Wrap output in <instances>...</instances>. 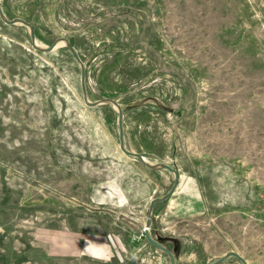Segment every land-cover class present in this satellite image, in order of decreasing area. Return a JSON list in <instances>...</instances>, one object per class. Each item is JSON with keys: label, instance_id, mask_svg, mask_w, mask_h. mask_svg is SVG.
<instances>
[{"label": "rangeland", "instance_id": "obj_1", "mask_svg": "<svg viewBox=\"0 0 264 264\" xmlns=\"http://www.w3.org/2000/svg\"><path fill=\"white\" fill-rule=\"evenodd\" d=\"M0 6L67 39L125 149L177 171L149 229L176 264H264V0ZM117 119L65 45L0 18V264H169L143 228L173 174L124 154Z\"/></svg>", "mask_w": 264, "mask_h": 264}, {"label": "water", "instance_id": "obj_2", "mask_svg": "<svg viewBox=\"0 0 264 264\" xmlns=\"http://www.w3.org/2000/svg\"><path fill=\"white\" fill-rule=\"evenodd\" d=\"M0 18L7 25L22 24V25L26 26L29 30V36H30L31 44L35 50H38L41 52H51L53 49L56 48L57 41L63 42L64 45L68 48V50L71 52L73 58L75 59V61L77 62V64L80 67V83H81V89H82V94H83V100H84L85 104L88 106H96L99 104L108 103V104L115 106L116 112L118 114L117 125H118V132H119L118 137H119V148H120V150L128 156L137 158L142 164H144L146 167H148L152 170L165 169V170L169 171L171 174H173V185H172L171 189L169 190V192L163 197H160V198H157V199L150 201L149 208H148V216H147V220L145 222L144 228H143V233L145 235L147 242L150 245H152L153 247H155L156 249H158L160 252L164 253L168 257L169 264H176V258L174 256V254L168 248L163 246L159 242V240L153 239L151 234L149 233V229H150L151 215H152V209H153L154 204L157 202H161L163 200L168 199V197H170L177 188V185H178L177 171L167 164H156V165L149 164L141 155H139L135 152H130V151L125 149L124 141H123V125H122L123 114H122L121 107L119 106V104H117L115 101H112V100H102V101H97L94 103H91L87 100L86 90H85V86H84V79H85L84 66H83V63L81 62L80 58L78 57V55L74 51V49L69 45V42L67 39L61 38V39L55 41L51 46H49L47 48H42V47H39L36 45L35 36H34L33 29H32L30 24H28L27 22H25L22 19L7 20L3 14L1 6H0ZM182 112L185 113L186 109H183L181 111H176L175 115L180 117L182 115ZM230 258H235L241 264H247L246 260L239 253H237L235 251H229V252L225 253L224 255H222L220 258L216 259L215 261H213L209 264H222Z\"/></svg>", "mask_w": 264, "mask_h": 264}, {"label": "bare ground", "instance_id": "obj_3", "mask_svg": "<svg viewBox=\"0 0 264 264\" xmlns=\"http://www.w3.org/2000/svg\"><path fill=\"white\" fill-rule=\"evenodd\" d=\"M37 45H39V44H37ZM61 45H64V43L61 42V41H57V43H56V47L61 46ZM110 105H111V104H110ZM111 106L114 108V110H116L115 106H113V105H111Z\"/></svg>", "mask_w": 264, "mask_h": 264}]
</instances>
